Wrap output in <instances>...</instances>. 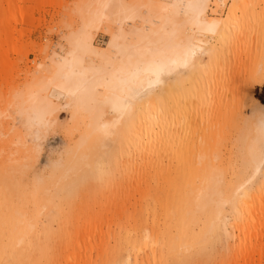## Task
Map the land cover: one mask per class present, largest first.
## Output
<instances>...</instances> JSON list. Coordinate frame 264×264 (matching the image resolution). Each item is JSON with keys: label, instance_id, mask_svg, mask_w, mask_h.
Here are the masks:
<instances>
[{"label": "bare ground", "instance_id": "bare-ground-1", "mask_svg": "<svg viewBox=\"0 0 264 264\" xmlns=\"http://www.w3.org/2000/svg\"><path fill=\"white\" fill-rule=\"evenodd\" d=\"M225 4L76 1L78 21L66 23V48L53 51L49 66L34 69L16 93L3 91L9 102L0 116L17 131L19 122L30 130L68 106L90 125L72 162L78 171L76 164L87 160L89 173L75 191L57 166L30 192L19 182L34 172L30 166L1 169L0 264H166L218 228L241 239L247 221L264 209V56L221 67L222 53L229 58L245 44L249 17L246 0H231L225 16H216ZM6 8L3 21L16 15L15 0ZM102 26L111 30L98 49L93 38ZM119 185L123 195L138 192L139 216L117 219L118 205L104 232L89 211L91 218H80L86 226L74 232L81 189H103L107 203L118 197ZM44 210L56 229L47 222L40 227ZM112 221L118 236L103 250L98 243L109 240Z\"/></svg>", "mask_w": 264, "mask_h": 264}, {"label": "rangeland", "instance_id": "rangeland-1", "mask_svg": "<svg viewBox=\"0 0 264 264\" xmlns=\"http://www.w3.org/2000/svg\"><path fill=\"white\" fill-rule=\"evenodd\" d=\"M8 1L0 0V110H7L9 102L5 100L3 91L7 93L8 90L9 95L16 93L27 77L32 76L34 69L39 68L40 65L42 69L48 67L51 62V53L61 52L66 48V23L78 21L74 10L77 0H15L16 15L3 21V15L8 9L6 8ZM225 2L223 7H217L220 9V14L216 16H225L227 13L231 0H225ZM246 2L248 4L244 5L245 13L248 10L249 17L245 18L246 21L243 24V30L246 33L245 44L242 48H238L237 53L230 54L229 58L227 54L222 53L223 64L222 60L219 62L222 64L221 67L229 61H233L228 63L229 66L231 63L234 65L235 62L236 67H240L242 62L256 63L261 56H264V20L259 19L260 13L264 14V0H246ZM20 15L24 21L18 20ZM109 30L111 29L102 26L94 33L93 45L96 48L102 49L108 42ZM204 58V62L207 63V57ZM227 66L225 68L231 69ZM260 96L264 97V86L261 88ZM112 117L113 115H109V118ZM18 122L16 121V124ZM17 126L19 131L13 127L12 120L0 116V172L8 166L9 168L18 165L30 166L34 172L20 176L19 180L20 185L28 188L30 192L40 184L47 183L53 177V170H56L57 166L65 170L64 174L71 185L74 184L75 191L85 183L90 169V166L86 164L87 160L82 161V164H76L80 169L78 171L72 168L74 167L72 162L76 141L81 134L90 131V125L86 120L78 115L74 118L71 109L65 106L58 109L49 120H45V123L43 121L38 128L29 130L25 126L21 127L20 122ZM7 129L9 131L3 133ZM77 172L78 175L81 173L80 176ZM82 174L83 179H81ZM259 177L260 175L256 177V180ZM118 178L120 180L122 177ZM147 185L150 189L154 188L151 181L147 182ZM118 187L122 196L124 187L120 185ZM115 189L113 196L118 195ZM106 194L99 187L94 189L88 186L85 190L81 189L79 198L81 197L82 206L77 215L75 214L74 232L86 226L88 221H82L80 218H91L88 215L89 211L104 232L109 226L107 221L110 214L118 205L121 207L115 215L117 219L130 214L134 218L139 216L138 192L131 191L129 196L123 195L121 198L119 194L116 199L112 198L110 202L103 203V197H106ZM26 211L32 218L34 214L32 201L27 202ZM39 219L40 227L47 222L52 229L57 228V223L50 221L45 210L39 215ZM119 221L122 222V220ZM112 222L114 225L110 224L109 240L107 241L104 236V239L102 238L103 240L101 239L98 243V246L105 245L103 250L107 247L109 250L115 242L114 237L118 236L115 222ZM194 230L199 231L197 227ZM113 231L114 234H112ZM228 232L229 230L218 228L216 233H207L204 240H197L189 246H183L180 252L168 258L166 264H264V209L247 221L240 234L241 239L239 237L232 239V234H227ZM98 250L94 249L89 257L93 260L99 257ZM98 264L103 263L98 261Z\"/></svg>", "mask_w": 264, "mask_h": 264}]
</instances>
